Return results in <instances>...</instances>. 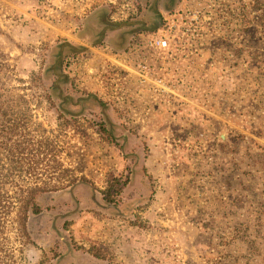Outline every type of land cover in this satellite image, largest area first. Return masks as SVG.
I'll return each mask as SVG.
<instances>
[{
	"label": "rangeland",
	"instance_id": "374dc122",
	"mask_svg": "<svg viewBox=\"0 0 264 264\" xmlns=\"http://www.w3.org/2000/svg\"><path fill=\"white\" fill-rule=\"evenodd\" d=\"M105 1L119 11L127 2L0 0V89L28 102L19 104L27 131L47 153L36 180L9 189L85 179L38 199L22 254L8 227L14 264H264V0H242L241 15L233 1L210 46L180 67L190 74L180 92L153 108L126 93L133 80L115 88L85 72L103 60L99 26L115 25L92 8ZM144 1L135 21L151 30L160 0Z\"/></svg>",
	"mask_w": 264,
	"mask_h": 264
},
{
	"label": "built area",
	"instance_id": "2783aa9c",
	"mask_svg": "<svg viewBox=\"0 0 264 264\" xmlns=\"http://www.w3.org/2000/svg\"><path fill=\"white\" fill-rule=\"evenodd\" d=\"M125 1L127 2L124 11L116 9L114 1L98 3L99 5L92 8L107 7L111 19L121 22L126 20L131 9L130 0ZM233 1L237 0H183L178 10L164 14L162 27L156 37L149 38L120 54L109 52L102 54L103 60L98 63L100 70L95 76L88 75L89 64L84 63L87 76L104 77L105 82L111 83L115 88L119 85L116 82L123 80L127 83L128 80H133L137 85L134 88H127L126 93L129 97H137L132 98L135 101L143 97V100H140L142 103H146L149 97L153 100L150 108H153V105H160L166 97L175 96L180 92L178 79L190 77V74L180 75V67L199 56L198 48L210 46L211 31L218 21L216 19H220L226 25L227 10L228 8L231 10ZM241 3L242 0L239 5L240 15ZM101 83L104 84V80L101 79ZM114 90L117 91L113 89V92ZM129 101L127 104L133 112L139 109H134V105L137 106L136 102L131 105ZM144 106L146 107V104Z\"/></svg>",
	"mask_w": 264,
	"mask_h": 264
},
{
	"label": "trees",
	"instance_id": "16d2710c",
	"mask_svg": "<svg viewBox=\"0 0 264 264\" xmlns=\"http://www.w3.org/2000/svg\"><path fill=\"white\" fill-rule=\"evenodd\" d=\"M23 82V81H20ZM41 85V80L38 78ZM34 83V79H30ZM1 90V89H0ZM28 102L22 96L14 99L8 92L0 91V263L14 264L13 250L9 248L7 234L10 228L21 248L19 253L27 245H33L29 220L31 216H38L42 210L38 205V199L50 191L56 192L74 186L77 182L85 180L83 177H72L63 187L49 188L47 186L27 187L20 186L17 189H9V184L24 178H38L36 170L47 160V153L39 147H43L42 141L33 143L30 132L31 117L26 115L19 104ZM17 108V109H16ZM46 143V141H45ZM48 147V145H46ZM5 149L4 156L1 151ZM40 151V152H39ZM42 156L39 159V156ZM7 166L3 164V160ZM57 168L61 167L55 161ZM68 170L61 177L67 178ZM23 182V181H22ZM111 195V194H110ZM110 195L108 196L110 198ZM107 200H109L107 198ZM109 202V201H107ZM39 264H47L44 259Z\"/></svg>",
	"mask_w": 264,
	"mask_h": 264
},
{
	"label": "flooded vegetation",
	"instance_id": "af4514ba",
	"mask_svg": "<svg viewBox=\"0 0 264 264\" xmlns=\"http://www.w3.org/2000/svg\"><path fill=\"white\" fill-rule=\"evenodd\" d=\"M166 1L169 2V0H160L159 3H155V6H154L155 13L152 15V17L156 21H158L159 19L160 20H159V22L154 24L156 26L154 28H152L151 30L146 29V28L145 29L142 28L141 25L137 24L139 21H135L140 15V8H142L144 5L146 6V2L147 1H144V0H130L131 9H130V11L128 13V16H127L126 20L121 21V22H115V21H113L111 19L110 10L107 9V7L106 8L105 7H100L99 9L104 10L105 13H103V14L106 15L108 21L110 23H112V24L124 25L125 26L127 23H131V22L134 21L133 24L134 25L137 24V25L129 26V27L126 26V28H128L129 30L121 31L119 33V35L116 36V39L114 40V39H107L106 34L110 33V32H115L116 31V29H114L115 25H109L107 22H106L107 23L106 25H102V23H101V25L99 26L100 27V31L98 32V34H99V36L101 35L102 40H101L100 44H97V48H96L97 49V53H100V54H104L105 52L112 53V50H114V49H116L115 52H117V49H119L120 52L121 51L124 52V51L130 49L136 41H138L139 39H142L146 34L152 35V34L158 32L160 30V28L162 27V21H163L164 14L167 13V12L178 10L181 7V5L183 4V0H175V3L173 4L172 9L166 10L162 6H161L162 8L159 6V5H162L163 3H165ZM157 7H159V8H157ZM241 13H242V10H241ZM105 15H103V16H105ZM88 17H86V19ZM101 19H103L102 15L97 18V20L99 21L98 24L100 23ZM127 37L129 39H127ZM123 41H124V43L121 46H119L121 44V42H123ZM116 43H118V44L120 43V44L116 45ZM114 46H117V48L114 47ZM112 48H114V49H112ZM120 52H117V53H114V54H120ZM123 52H121V53H123ZM75 58L86 59V56L82 55L80 57H75ZM75 58H72V60L75 61L76 60ZM66 67H67V65H66ZM101 102L104 103V104H106V103L110 104V101H108V100L106 101V100L102 99Z\"/></svg>",
	"mask_w": 264,
	"mask_h": 264
},
{
	"label": "water",
	"instance_id": "95a60500",
	"mask_svg": "<svg viewBox=\"0 0 264 264\" xmlns=\"http://www.w3.org/2000/svg\"><path fill=\"white\" fill-rule=\"evenodd\" d=\"M99 70H100L99 64L98 63H92V64H89V67L87 69V73L90 76H95L99 73Z\"/></svg>",
	"mask_w": 264,
	"mask_h": 264
},
{
	"label": "crops",
	"instance_id": "0c3cea01",
	"mask_svg": "<svg viewBox=\"0 0 264 264\" xmlns=\"http://www.w3.org/2000/svg\"><path fill=\"white\" fill-rule=\"evenodd\" d=\"M94 9H95V8H94ZM91 11H92V10L90 9V10L87 11V13H85L84 15H82V16L84 17L83 19H86V17L89 16V14H90ZM83 19H81V20H83Z\"/></svg>",
	"mask_w": 264,
	"mask_h": 264
}]
</instances>
